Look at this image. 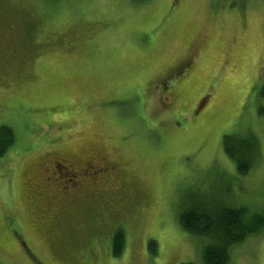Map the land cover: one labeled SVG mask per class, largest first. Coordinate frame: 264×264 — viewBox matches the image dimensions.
<instances>
[{
	"label": "rangeland",
	"instance_id": "1",
	"mask_svg": "<svg viewBox=\"0 0 264 264\" xmlns=\"http://www.w3.org/2000/svg\"><path fill=\"white\" fill-rule=\"evenodd\" d=\"M0 125V264H202L181 212L264 216V0H0Z\"/></svg>",
	"mask_w": 264,
	"mask_h": 264
},
{
	"label": "trees",
	"instance_id": "2",
	"mask_svg": "<svg viewBox=\"0 0 264 264\" xmlns=\"http://www.w3.org/2000/svg\"><path fill=\"white\" fill-rule=\"evenodd\" d=\"M14 140L13 130L7 125H0V157ZM249 141L239 144L244 151L237 144H230V147L224 144L225 152L235 161L236 171L240 174L246 171L249 166L247 161L251 160L249 156L255 150L253 140ZM244 216V208L217 209L213 207L200 210L188 208L179 214L178 221L185 231L196 235H206L210 238V242L201 252L202 264H228L236 246L238 247L246 241L245 239L264 229V216L252 213L249 218L245 219L246 221H244ZM114 235L112 251L117 254L122 248L123 234L116 232ZM148 243L153 244V240ZM179 264L195 263L181 262Z\"/></svg>",
	"mask_w": 264,
	"mask_h": 264
},
{
	"label": "flooded vegetation",
	"instance_id": "3",
	"mask_svg": "<svg viewBox=\"0 0 264 264\" xmlns=\"http://www.w3.org/2000/svg\"><path fill=\"white\" fill-rule=\"evenodd\" d=\"M86 169V168H85ZM98 170L96 169V171L95 172H97ZM92 175H95V173H93ZM72 176H74L73 174H72ZM96 177H98V176H96ZM68 181H70V184L74 181V183H76V182H78V179H71V178H68ZM69 187V188H68ZM73 187H76V188H81V187H79V185H74V186H72V185H70V186H67L66 184L65 185H63L61 188L63 189V188H68V192H73ZM70 188H72V189H70ZM70 190V191H69ZM64 191V190H63ZM65 192V191H64ZM68 192H66V193H68ZM73 194H78V193H73Z\"/></svg>",
	"mask_w": 264,
	"mask_h": 264
}]
</instances>
